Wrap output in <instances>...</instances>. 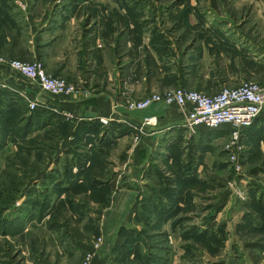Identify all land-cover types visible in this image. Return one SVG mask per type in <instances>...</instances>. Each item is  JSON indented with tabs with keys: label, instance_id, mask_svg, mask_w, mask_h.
Masks as SVG:
<instances>
[{
	"label": "crops",
	"instance_id": "crops-1",
	"mask_svg": "<svg viewBox=\"0 0 264 264\" xmlns=\"http://www.w3.org/2000/svg\"><path fill=\"white\" fill-rule=\"evenodd\" d=\"M202 2L210 0L189 3L198 13L199 43L222 47L231 61L221 88L245 79L264 82V0H235L245 2L241 18L214 0L208 7ZM156 9V4L141 0H0V55L40 59L48 72L76 86L72 93H51L0 59V136L6 139L0 145V171L19 141L40 136L37 184L58 174L52 185L57 182L58 189H72L76 195L84 192L92 200L88 209L94 219L92 236H102L103 243L91 264H123L128 253L122 254V248L128 246L131 254L135 247L128 244L129 227L151 225L163 232L169 221L195 213L198 200L192 194L203 186L209 165L204 148L209 129L193 132L184 124L187 105L154 101L144 108L128 106L130 99L190 83L168 65L164 50L174 49L173 38L162 47L158 44L162 38L151 33V26L143 32L150 25L143 24V12L148 10L156 22ZM205 11L213 12L212 19ZM198 87L207 91L206 86ZM30 100L37 102L34 108ZM29 114L34 123L13 138L12 126H24ZM152 115L156 122L143 125ZM263 132L264 106L244 139ZM259 144L264 150V142ZM164 172L178 182H157L156 174ZM193 178L196 182L191 184L180 182ZM60 198L52 205L63 204ZM135 212L137 223L131 225ZM33 222L26 225L29 230L41 232L57 249L54 235L51 238Z\"/></svg>",
	"mask_w": 264,
	"mask_h": 264
},
{
	"label": "rangeland",
	"instance_id": "rangeland-1",
	"mask_svg": "<svg viewBox=\"0 0 264 264\" xmlns=\"http://www.w3.org/2000/svg\"><path fill=\"white\" fill-rule=\"evenodd\" d=\"M224 1L214 0V4H221L222 10H230L239 18L244 15L245 2ZM141 2L157 6L156 22L148 10L143 12V24H150L143 32L151 26V33L162 38L158 44L169 42L170 36L174 40V49L164 52L171 69L185 74L190 82L181 87L199 89L201 85L208 93L220 91V83L230 71L229 54L213 44L200 45L198 13L190 0ZM202 3L208 7L212 0ZM204 13L212 19L213 12ZM247 128L232 147L234 139L229 130L205 131L206 164L212 165L205 169L203 186L192 194L198 200L195 213L169 221L170 226L163 232L151 225L150 229L127 228L135 247L133 253L124 254L123 264H264V150L259 144L264 142V132L246 141ZM36 137L40 136L19 141L20 146L12 156L6 155L7 165L0 171V264H80L96 236H92L94 219L88 214L92 200L84 192L76 195L75 190L58 189L57 182L52 185L58 174L51 173L47 183L37 184L40 139ZM176 179L166 172L156 174L157 182L176 183ZM180 182L191 184L196 178ZM60 196L63 204L52 205ZM178 210L173 208L172 212ZM132 215L131 225L137 223L136 212ZM31 219L54 235L57 249L51 248L53 242L41 237V232L29 230L26 225ZM176 226L179 228L175 230Z\"/></svg>",
	"mask_w": 264,
	"mask_h": 264
},
{
	"label": "built area",
	"instance_id": "built-area-1",
	"mask_svg": "<svg viewBox=\"0 0 264 264\" xmlns=\"http://www.w3.org/2000/svg\"><path fill=\"white\" fill-rule=\"evenodd\" d=\"M0 59L36 81L46 91L60 94L72 93L76 90V86L64 77L48 72L40 59H7L2 55H0ZM154 101H165L184 107L187 105L184 124L191 131L195 132L200 128H225L230 131V138L234 139L230 142L232 147L242 131L250 126L262 111L264 106V82L245 79L237 86L225 85L215 93L181 86L173 87L164 93L156 92L141 99H130L128 100V106L131 108H144ZM36 105V101H29L30 108H34ZM156 119V116H148L144 119L143 125L156 122ZM102 120L107 122L105 118H102ZM102 243L103 237H96L80 264H91Z\"/></svg>",
	"mask_w": 264,
	"mask_h": 264
},
{
	"label": "trees",
	"instance_id": "trees-1",
	"mask_svg": "<svg viewBox=\"0 0 264 264\" xmlns=\"http://www.w3.org/2000/svg\"><path fill=\"white\" fill-rule=\"evenodd\" d=\"M255 121V120H254ZM253 121V122H254ZM26 123H24V126H22V125H20V126H12V132H13V138H15L16 137V135H22V132H24V128L25 129H28V125H31L32 126V124L34 123L33 122V115L32 114H29L28 115V118L26 119V121H25ZM250 126H252V124L250 125ZM3 127H6L5 125L3 126ZM249 127V126H248ZM6 129H8L7 127H6ZM28 131V130H27ZM11 132V133H12ZM5 136L3 135V136H0V145L2 144V143H4L5 142ZM125 230V229H124ZM124 230H122V231H124ZM132 232H134V231H132ZM127 236H128V233H129V231L127 230ZM128 244H132L133 245V243H132V241L130 240V238H128ZM115 249H117V247H115ZM128 251H131L130 250V248L127 246V247H123L122 248V254L123 253H128Z\"/></svg>",
	"mask_w": 264,
	"mask_h": 264
}]
</instances>
